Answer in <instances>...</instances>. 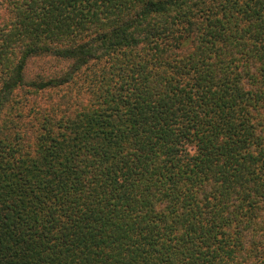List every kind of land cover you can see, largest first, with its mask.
Returning <instances> with one entry per match:
<instances>
[{"label": "trees", "instance_id": "1", "mask_svg": "<svg viewBox=\"0 0 264 264\" xmlns=\"http://www.w3.org/2000/svg\"><path fill=\"white\" fill-rule=\"evenodd\" d=\"M0 264H264V0H0Z\"/></svg>", "mask_w": 264, "mask_h": 264}, {"label": "rangeland", "instance_id": "2", "mask_svg": "<svg viewBox=\"0 0 264 264\" xmlns=\"http://www.w3.org/2000/svg\"><path fill=\"white\" fill-rule=\"evenodd\" d=\"M54 65V64H53ZM36 69H41L42 66L40 64H36L35 65ZM49 69H53V66L50 65ZM35 69V70H36ZM32 76V75H31ZM33 77V76H32ZM63 92H55V93H50L49 95H44L41 97H37L34 98L31 95H26L24 93H20L18 99L20 100V98H22L24 100V102H26L25 104L27 105H36L38 107H46L47 105H49L50 103H57L59 102V96H62ZM25 112H23L24 115ZM26 120H29V118H25Z\"/></svg>", "mask_w": 264, "mask_h": 264}]
</instances>
